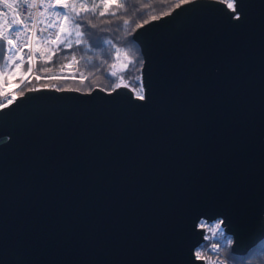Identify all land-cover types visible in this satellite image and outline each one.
I'll use <instances>...</instances> for the list:
<instances>
[{"label":"water","instance_id":"obj_1","mask_svg":"<svg viewBox=\"0 0 264 264\" xmlns=\"http://www.w3.org/2000/svg\"><path fill=\"white\" fill-rule=\"evenodd\" d=\"M136 26L129 87L28 88L0 108V264H204L264 235V0H190Z\"/></svg>","mask_w":264,"mask_h":264},{"label":"trees","instance_id":"obj_2","mask_svg":"<svg viewBox=\"0 0 264 264\" xmlns=\"http://www.w3.org/2000/svg\"><path fill=\"white\" fill-rule=\"evenodd\" d=\"M84 2L88 6H91L94 2L98 3L96 0H84ZM180 3L181 0H116L106 10L101 7L98 12L105 11V16H89L92 23L97 25V28L92 30V39H89V34L86 33L85 43L73 48H63L62 45H59V41H56V44L50 42L51 49L43 50V57L37 62L38 68L56 67L61 65L72 52L78 51L81 55L79 66L87 73L86 79H57L54 82L32 80L25 83L21 91H25L29 87L43 86L77 88L82 91H91L95 86H98L111 90L117 82H126L141 90V81L140 84H137L135 79L130 80L129 75L121 71L130 58H135L137 65L132 75L141 78L142 47L140 42L133 37V32L139 24L152 17H159L162 14L171 12ZM110 13H115V15H110ZM95 34L112 42L111 55L95 48ZM61 39H63V34ZM87 45H92V47ZM116 48L121 50L118 57L115 54ZM0 55L6 57L4 48H0ZM5 63L11 66L8 60L0 59L2 69H5ZM113 71L117 73V76H110ZM19 72L17 77L22 75V72ZM119 75H124L123 81L118 79ZM221 230L223 236L219 233L216 243L220 245L219 256L226 261V264H264V235L245 253H237L231 249V244L227 243V240H232L231 233L223 228Z\"/></svg>","mask_w":264,"mask_h":264},{"label":"built area","instance_id":"obj_3","mask_svg":"<svg viewBox=\"0 0 264 264\" xmlns=\"http://www.w3.org/2000/svg\"><path fill=\"white\" fill-rule=\"evenodd\" d=\"M35 2L38 6L36 8H30L23 6L20 3L14 5L15 10L10 11L6 5L0 4V31L9 33L7 28V23H10L13 17H18L24 19L25 23L29 25L31 31L28 32L27 36L21 34L20 40L17 43L16 48L13 49L12 64L16 67V64H19L18 68L22 75L19 78H12V76L6 73L5 69L0 67V103L9 105L7 101L13 96L16 98L24 93L21 91V88L25 83L32 80L35 81H52L57 79H76L84 80L87 77V73L79 66L80 53L75 51L65 59V61L56 67H47V68H38L37 62L42 59V45L52 42L55 39V33L58 29L49 28L48 25L52 23L53 17L51 16L52 9H46L45 4L47 0H44V3H41L40 0H29V3ZM7 12V15L4 13ZM29 13H31L32 19L29 20ZM234 15H237L235 12ZM34 21V23H33ZM44 28L45 33H52V37L45 41L42 37L45 33H41L39 29ZM24 43H28L30 48H24L23 52L18 51L19 48L23 47ZM6 47V45H5ZM5 52V50H4ZM6 56L8 55L5 52ZM31 55L32 59L29 61L27 57ZM23 58V62H21ZM31 67L32 71L29 72L28 69ZM9 76V77H8ZM29 88H38V87H29ZM28 89V88H27ZM141 95V94H140ZM16 100V99H14ZM12 100V102L14 101ZM223 220L220 216H215L213 218L202 217L198 221V226L204 225L203 230V240L199 244L195 251H201L202 255L205 257H210L212 260L217 261V264H226V261L219 256V250L217 252L212 251L211 245L218 244L216 239L219 237V232H215L214 229L217 224H220V228H223ZM211 229L213 230H210ZM204 264H209L207 259H204Z\"/></svg>","mask_w":264,"mask_h":264},{"label":"snow or ice","instance_id":"obj_4","mask_svg":"<svg viewBox=\"0 0 264 264\" xmlns=\"http://www.w3.org/2000/svg\"><path fill=\"white\" fill-rule=\"evenodd\" d=\"M41 3H44V0H40ZM116 0H99L98 3H93L91 6H88L84 0H47L45 4L46 9H52L51 16L53 17V21L48 25L49 28L58 29L55 33V39H53V44H56V41H59V45H62L63 48H73L74 46H79L85 43L84 37L85 34H89V39H92V30L97 28L96 24H93L89 19V16H105V11H99L101 7L105 10L109 8L111 3H115ZM190 2V0H181V3ZM219 3L226 4V8L230 9L232 12H236V0H218ZM17 3L22 4L23 6H27L30 8H36L38 5L33 2L29 3V0H0V4L6 5L10 11H14V5ZM180 5L178 4L177 7ZM123 7V5H121ZM8 13L5 12L4 15ZM110 15H115V13H110ZM238 15V14H237ZM29 20L32 19L31 13H29ZM155 19V17L153 18ZM7 23V28L9 29V33L5 34V32L0 31V48H4L5 52L8 54L6 57L0 55V59L4 60H12L13 49L16 48L18 41L20 40L21 34L24 36L28 35V32L31 31L29 25L25 23L24 19H20L18 17H13L11 22ZM34 23V21H33ZM41 33H45V29H39ZM61 34H63V39H61ZM96 35L95 48L100 49L102 52L111 55L112 52V42L110 40H106L104 37ZM52 37V33L47 32L43 35V39L47 41ZM6 45V47H5ZM88 47H92V45H87ZM24 48H30L28 43H24L22 48H19L18 51L23 52ZM120 49H115V54L118 57L120 54ZM29 61H31L32 56L29 55L27 57ZM14 62V61H13ZM21 62H23V58H21ZM137 60L135 58H130L128 63L124 65V68L121 70L124 73L129 75L130 80L135 79L137 84H140V77H134L132 72L136 69ZM9 65L5 63L4 68ZM16 67L19 68L20 65L16 64ZM29 72L32 71L31 67L28 69ZM110 76H117L115 71L110 73ZM118 79L120 81L124 80V75H119ZM128 84H125L124 87H128ZM121 84L119 82L115 83V87L112 89L115 91L120 88ZM132 91L137 92L140 99H144L143 95H140V92L137 88H133ZM16 99L13 96L11 99L7 101L8 104L12 103V100ZM6 104L0 103V108L6 107ZM223 223V222H221ZM204 227V225H201ZM210 230L211 229L210 227ZM215 232H219L221 236H223V231L220 228V224L215 226L213 230ZM227 243H233L232 240H227ZM211 249L214 252H217L220 249L219 244H212ZM194 257L197 259H207L209 264H217V261L212 260L210 257H205L202 255L201 251L197 250L193 253Z\"/></svg>","mask_w":264,"mask_h":264},{"label":"rangeland","instance_id":"obj_5","mask_svg":"<svg viewBox=\"0 0 264 264\" xmlns=\"http://www.w3.org/2000/svg\"><path fill=\"white\" fill-rule=\"evenodd\" d=\"M97 2H99V0H96ZM78 3H79V1H78ZM61 38H62V34H61ZM50 42H48L47 44H43L42 45V51L43 50H45V49H51L50 48V44H49ZM8 63L10 64V63H13L12 61H10V60H8ZM20 70L17 68V67H15L14 66V64L13 65H11V66H9V67H7L6 68V73L8 74V75H10V76H12V78H19V77H17L18 76V74L20 73L19 72ZM9 77V76H8ZM141 81V80H140ZM52 82H54V80H52ZM120 83H122V84H128V83H126V82H120ZM129 85V84H128ZM130 89H133L134 87L133 86H131V85H129L128 86ZM137 90H138V88H137ZM139 92H140V94H142L141 93V91H142V87H141V90H138ZM132 93L133 94H137V92H134V91H132Z\"/></svg>","mask_w":264,"mask_h":264}]
</instances>
